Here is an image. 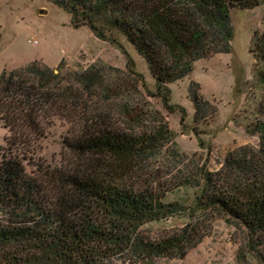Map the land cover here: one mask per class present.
<instances>
[{"label":"trees","instance_id":"16d2710c","mask_svg":"<svg viewBox=\"0 0 264 264\" xmlns=\"http://www.w3.org/2000/svg\"><path fill=\"white\" fill-rule=\"evenodd\" d=\"M50 1L68 12L77 28L87 25L97 37L114 43L115 34L123 35L146 61L159 90L186 78L197 61L230 52L231 10L264 2ZM258 49L264 53V33ZM59 77L54 68L37 60L0 74V115L11 131L28 126L32 133L41 132L40 124L51 119L49 110L61 107L69 110L62 117L70 124L63 138L70 160L60 165L29 171L25 149L23 154L10 148L3 152L0 264H111L121 251L182 258L210 232L216 217L246 230L248 250L259 252L264 264V114L253 126L260 148L230 152L217 172L201 168V182L183 179L178 186L202 185L190 222L163 238L148 240L140 233L145 222L183 210L164 200L171 184L142 178V161L159 149V138L149 130L123 128L107 110H91L84 94L93 88V75L83 72L75 84L51 92V87L59 88ZM259 78L264 82V70ZM199 88L196 82L189 87L196 117L211 109ZM162 97L168 101V91ZM22 135L10 143L15 149L30 141Z\"/></svg>","mask_w":264,"mask_h":264},{"label":"rangeland","instance_id":"374dc122","mask_svg":"<svg viewBox=\"0 0 264 264\" xmlns=\"http://www.w3.org/2000/svg\"><path fill=\"white\" fill-rule=\"evenodd\" d=\"M230 18L231 51L197 61L186 78L159 90L146 61L123 35L115 34L114 43L97 37L87 25L77 28L70 14L50 0H0V74L37 60L59 73L55 83L59 88L49 89L53 92L75 84L87 72L96 79L84 94L91 110H107L123 128L149 130L159 138V149L142 161V178L171 184L164 200L178 203L183 210L145 222L140 227L145 239L163 238L190 222L202 189L193 183L201 182V168L217 172L230 152L261 146L253 126L264 114V82L259 78L264 53L258 49L264 33V2L254 8L232 9ZM194 82L211 105L206 115L198 117L189 94ZM167 91L168 101L162 97ZM55 109L49 110L51 119L35 133L28 126L11 131L0 115V161L7 148L21 154L25 149L29 171L69 161L63 138L70 124L62 117L69 110ZM14 134L30 140L27 146L16 144L21 148L15 149L10 144L17 138ZM186 178L193 182L178 186ZM0 220L5 218L0 216ZM247 238L246 230L216 217L210 232L182 258L121 251L111 264H263L259 252L248 250Z\"/></svg>","mask_w":264,"mask_h":264},{"label":"built area","instance_id":"2783aa9c","mask_svg":"<svg viewBox=\"0 0 264 264\" xmlns=\"http://www.w3.org/2000/svg\"><path fill=\"white\" fill-rule=\"evenodd\" d=\"M33 41H34V40H33ZM34 42H36V40H35Z\"/></svg>","mask_w":264,"mask_h":264}]
</instances>
